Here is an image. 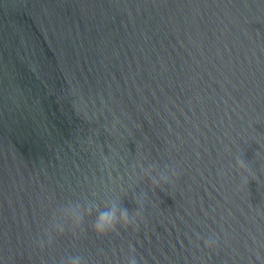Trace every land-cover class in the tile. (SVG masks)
Listing matches in <instances>:
<instances>
[{
    "label": "water",
    "instance_id": "95a60500",
    "mask_svg": "<svg viewBox=\"0 0 264 264\" xmlns=\"http://www.w3.org/2000/svg\"><path fill=\"white\" fill-rule=\"evenodd\" d=\"M131 255L264 264V0H0V264Z\"/></svg>",
    "mask_w": 264,
    "mask_h": 264
},
{
    "label": "clouds",
    "instance_id": "9594fccd",
    "mask_svg": "<svg viewBox=\"0 0 264 264\" xmlns=\"http://www.w3.org/2000/svg\"><path fill=\"white\" fill-rule=\"evenodd\" d=\"M236 165L239 169H247V162L241 158V156H237L236 158ZM172 175H175L173 170ZM170 177L167 174V169L163 172L159 173L158 178L153 177L152 182L154 187L155 186H162V184L169 182ZM141 198H137V204L140 203ZM140 215V212L137 211L135 215L129 214V211L126 208H122L116 205L108 207L106 210H102L98 213L95 222L92 225L93 231L98 236L107 235L113 231H118L119 227L128 228L133 222L136 221L137 217ZM81 223V219L77 217L76 225L77 227ZM56 229L58 233L63 234L64 227L63 225H56ZM48 243H51V237L49 238ZM205 244L207 247H213L214 241L212 239L205 240ZM40 246L43 247V241L40 242ZM61 264H86L80 256H70L66 260H62ZM126 264H138V260L136 259L135 255H131L128 257Z\"/></svg>",
    "mask_w": 264,
    "mask_h": 264
}]
</instances>
